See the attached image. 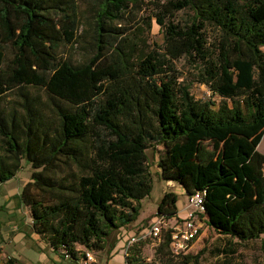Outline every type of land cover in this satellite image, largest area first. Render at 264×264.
Masks as SVG:
<instances>
[{
  "label": "trees",
  "instance_id": "16d2710c",
  "mask_svg": "<svg viewBox=\"0 0 264 264\" xmlns=\"http://www.w3.org/2000/svg\"><path fill=\"white\" fill-rule=\"evenodd\" d=\"M155 1L164 46L149 51L125 26L144 0H91L93 17L78 0H0V183L31 165L22 199L34 230L72 259L137 219L153 189L149 148H163L165 181L206 193L217 233L264 236V0ZM182 10L189 22L166 21ZM79 37L80 59L61 54ZM183 58L221 104L180 81ZM178 201L166 192L157 214L178 217ZM146 244L130 246L126 264H201L207 252L173 254L165 230L149 262Z\"/></svg>",
  "mask_w": 264,
  "mask_h": 264
},
{
  "label": "rangeland",
  "instance_id": "374dc122",
  "mask_svg": "<svg viewBox=\"0 0 264 264\" xmlns=\"http://www.w3.org/2000/svg\"><path fill=\"white\" fill-rule=\"evenodd\" d=\"M88 1L91 2V0H78L81 14H87L88 9H86V4ZM159 1L162 3L165 2V0ZM141 7L142 9L140 11H134L133 16L129 14L127 17L128 20L125 21V26L128 29L129 36L131 37L132 34L136 44L141 49L143 48L150 51L153 49L163 48L164 34L161 27L157 23V13L160 11L158 1L144 0ZM87 15L93 17L94 13L90 11ZM191 15L192 13L190 10H182L174 13L173 16L168 17L166 21L168 22L171 20L176 23L186 24L189 22ZM82 22L84 23V20H82ZM146 22H150L151 25L148 26ZM140 26L142 28L141 31H143L142 33L138 31ZM86 28V26L80 28V36H85ZM85 37L87 40L90 38L88 35ZM79 41L80 43L78 44L77 49L73 50L72 48H65L61 51V54H66L67 57L74 56L76 60L80 59L85 53V50L81 45V42L83 43V39H81V37H79ZM6 56L7 59L12 56V51L9 47L6 48ZM191 63L192 62L186 58L176 62V67L181 74L180 81L185 84H191V93L196 99L213 100L217 103V105L221 104L222 98L217 95H213L207 85L196 80V70L193 68ZM11 97L12 95L9 98ZM259 147L258 150L263 153L262 150L264 149V144L260 147V149ZM162 153V147H158L157 150L155 148H149L147 151L148 166L153 178V189L151 194L141 201V208L138 217L133 222L136 226L143 224L146 226L145 228L150 227V225L154 222V215L156 214L155 211L158 210L159 204L161 203L168 188V182L162 178L157 165ZM27 164V162L23 163V172H25L24 170H29V166H27ZM173 189L174 188L171 187V189L169 188L168 190L170 191ZM165 230L166 229L163 231ZM112 234L113 232L111 235ZM109 238L110 237H108L107 240ZM263 241L264 236H262L259 240L240 242L237 239H232L217 233L203 222L201 234L187 254H197L202 248L206 247L207 252L203 255L201 264H225L227 261H231L232 264H264V251L262 249ZM146 243L147 244L143 249V256L149 262L155 261V252L159 243L158 241L152 239H149ZM229 248L232 249V253H226ZM99 252L100 251L95 252L94 257L100 256Z\"/></svg>",
  "mask_w": 264,
  "mask_h": 264
},
{
  "label": "crops",
  "instance_id": "0c3cea01",
  "mask_svg": "<svg viewBox=\"0 0 264 264\" xmlns=\"http://www.w3.org/2000/svg\"><path fill=\"white\" fill-rule=\"evenodd\" d=\"M263 141L264 137L261 142ZM262 152L264 153V149ZM23 166L14 177L0 183V253L7 260L15 264H87L85 255L88 252L93 257L90 264H126L128 239L145 230V225L136 226L132 223L113 232L98 257H94V251H88L78 245V258H67L54 250L49 242L34 230L31 209L22 199L25 186L33 181V168L27 164L29 170L23 172ZM167 187L166 192H174L179 196L178 217L185 218L188 194L174 182L169 181ZM171 187L174 189L169 191ZM204 219L207 224V218Z\"/></svg>",
  "mask_w": 264,
  "mask_h": 264
},
{
  "label": "built area",
  "instance_id": "2783aa9c",
  "mask_svg": "<svg viewBox=\"0 0 264 264\" xmlns=\"http://www.w3.org/2000/svg\"><path fill=\"white\" fill-rule=\"evenodd\" d=\"M205 192H196L192 195H188V206L185 218L175 217L167 219L165 216L156 215L154 222L150 227L141 231L139 234L130 237L128 239L127 250L133 244L141 241L146 242L149 239L156 240L158 243L161 241L163 230L171 231V250L175 255H185L192 248L194 242L200 236L203 222L205 217ZM63 255L70 258V254L66 251H62ZM87 264L93 262V257L90 253H86ZM0 264H15L10 260H7L0 253Z\"/></svg>",
  "mask_w": 264,
  "mask_h": 264
}]
</instances>
